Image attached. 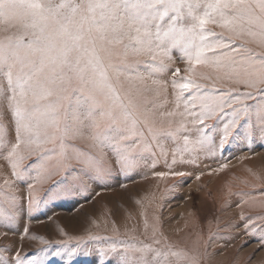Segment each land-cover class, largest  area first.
<instances>
[{
    "label": "snow or ice",
    "instance_id": "obj_1",
    "mask_svg": "<svg viewBox=\"0 0 264 264\" xmlns=\"http://www.w3.org/2000/svg\"><path fill=\"white\" fill-rule=\"evenodd\" d=\"M0 33V159L13 177L0 184L3 226L14 229L57 199L87 198L89 181L130 179L156 167L158 155L169 171L154 175L185 176L173 166L264 146V51L250 47L264 49V0H0ZM174 50L190 75L174 70L175 109L163 112L167 101L158 98L169 82L155 77L168 72ZM177 115L178 126L156 127L158 117ZM169 139L177 144L170 163ZM60 169L65 176L35 198V185ZM17 182L27 186L26 201ZM244 226L264 246V216L245 217ZM40 239L47 247L31 254L0 248V264H76L93 254L99 264H200L155 226L150 240L90 234L51 250Z\"/></svg>",
    "mask_w": 264,
    "mask_h": 264
},
{
    "label": "rangeland",
    "instance_id": "obj_2",
    "mask_svg": "<svg viewBox=\"0 0 264 264\" xmlns=\"http://www.w3.org/2000/svg\"><path fill=\"white\" fill-rule=\"evenodd\" d=\"M209 27L221 31L218 26ZM250 47L264 51L255 44ZM172 56L168 72L155 77L169 82L166 94L161 92L158 98L160 103L167 101L160 109L163 112L175 109L174 90L170 83L174 70L179 68L181 75H190L187 61L181 58L178 50H174ZM147 82L150 84L151 78ZM223 84L243 90V85L231 81L226 80ZM147 95L152 97L154 93ZM169 120L176 127L182 118L178 115L163 119L158 117L156 127H168ZM188 127L192 128L190 124ZM191 135L194 137L195 132ZM73 143L88 147L85 141L76 140ZM164 144L170 163L177 144L170 139ZM158 159L160 162L156 167L145 166L130 179L121 176L104 187L89 181L92 190L87 193V198L57 199L33 218L21 216L14 229L0 222V248L10 245L13 251L7 253L9 256L17 250L22 255L31 254L47 247L40 237L52 242L51 250H54L57 241L68 240L69 237L87 238L90 234L150 240L155 226L158 237L162 233L170 244L198 257L200 264H264L261 240L250 235L244 226L245 217L264 216V196L261 194L264 189V146L253 145L252 150L233 147L223 156L205 158L202 155L197 165L173 166L172 171L184 172L185 176L154 175V172L169 171L164 158L158 155ZM224 164L227 167L221 168ZM53 169L54 165H50L49 170ZM66 172V169L53 171L46 182L35 185L32 195L35 198L44 197L46 190L61 180ZM5 178L13 177L9 166L0 159V184ZM68 180L74 181L75 175H69ZM16 187L26 201L27 186L17 182ZM25 227L28 228L26 234L23 232ZM96 245L97 242L93 241L88 247L94 249ZM51 264H63V257H51ZM76 264H99V257L95 254L80 255Z\"/></svg>",
    "mask_w": 264,
    "mask_h": 264
}]
</instances>
